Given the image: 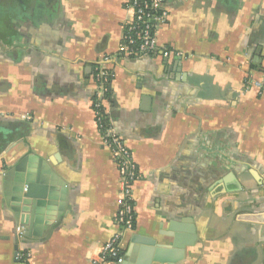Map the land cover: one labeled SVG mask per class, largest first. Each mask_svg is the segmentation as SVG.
<instances>
[{"label": "crops", "instance_id": "0c3cea01", "mask_svg": "<svg viewBox=\"0 0 264 264\" xmlns=\"http://www.w3.org/2000/svg\"><path fill=\"white\" fill-rule=\"evenodd\" d=\"M163 7L167 58L127 54L125 0H0V264H143L130 262L138 236L166 243L151 264H264V0ZM100 69L140 173L121 262L98 261L121 192L94 110ZM14 167L37 177L29 211L8 200Z\"/></svg>", "mask_w": 264, "mask_h": 264}, {"label": "built area", "instance_id": "2783aa9c", "mask_svg": "<svg viewBox=\"0 0 264 264\" xmlns=\"http://www.w3.org/2000/svg\"><path fill=\"white\" fill-rule=\"evenodd\" d=\"M163 3L164 0H125L126 6L132 12V19L126 24L124 34L123 47L126 48L128 55L139 57L159 55L167 58L173 54L167 46L160 45L157 35L159 25L167 21L169 15ZM113 77L114 74L107 69H100L96 74V82L103 97L100 96L94 102V110L102 142L113 153L121 176L120 207L116 216L120 229L114 232L111 239L102 246L98 260L100 262L123 260L125 234L133 231L136 225L134 186L140 177L130 148L118 136L110 121L104 120V114H108L104 107V100L110 93ZM260 88L264 89L263 83L260 84ZM19 230L22 232L21 229ZM22 258L26 264H30V253H25Z\"/></svg>", "mask_w": 264, "mask_h": 264}, {"label": "water", "instance_id": "95a60500", "mask_svg": "<svg viewBox=\"0 0 264 264\" xmlns=\"http://www.w3.org/2000/svg\"><path fill=\"white\" fill-rule=\"evenodd\" d=\"M36 178L37 177L33 169L26 172L24 169L19 170L17 167H14L6 172L5 181L8 200L14 203L13 205L17 212L29 211V207L33 205L28 188L32 185L31 183L36 182ZM45 183L46 185L39 198L44 197V199H49L48 205H55L54 201H56L58 197V190L60 189V186L63 185V182L61 180L58 181L54 178V176H52V180H48ZM62 192H64V190ZM51 210L53 209L49 208V211ZM133 242V249L129 254L131 258L130 262L134 260L133 258L135 254L136 256L140 255L143 258V264H151L153 261H164V256L167 254L165 250V242H161L157 238L143 236L134 238Z\"/></svg>", "mask_w": 264, "mask_h": 264}, {"label": "trees", "instance_id": "16d2710c", "mask_svg": "<svg viewBox=\"0 0 264 264\" xmlns=\"http://www.w3.org/2000/svg\"><path fill=\"white\" fill-rule=\"evenodd\" d=\"M164 4V3H163ZM110 96V95H109ZM108 95H107V97H109ZM103 114V113H102ZM109 115L108 114H104V120H106V122H108V120H109V117H108Z\"/></svg>", "mask_w": 264, "mask_h": 264}]
</instances>
